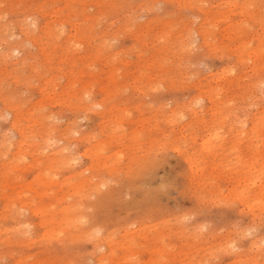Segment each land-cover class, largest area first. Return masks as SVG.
I'll return each instance as SVG.
<instances>
[{"label":"rangeland","instance_id":"1","mask_svg":"<svg viewBox=\"0 0 264 264\" xmlns=\"http://www.w3.org/2000/svg\"><path fill=\"white\" fill-rule=\"evenodd\" d=\"M0 264H264V0H0Z\"/></svg>","mask_w":264,"mask_h":264}]
</instances>
